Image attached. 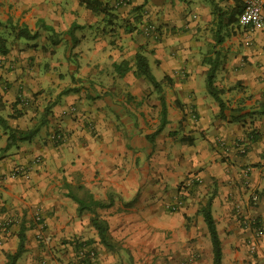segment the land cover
I'll use <instances>...</instances> for the list:
<instances>
[{
    "label": "crops",
    "instance_id": "1",
    "mask_svg": "<svg viewBox=\"0 0 264 264\" xmlns=\"http://www.w3.org/2000/svg\"><path fill=\"white\" fill-rule=\"evenodd\" d=\"M97 1L100 13L80 0H0V264L16 252L20 233L15 264H81L83 246L95 251V264H212L199 213L210 198L221 264L264 262V233L256 254L247 245L245 222L258 213L264 220V207L247 205L244 174L247 164L260 163L247 185L264 181V32L230 47L233 60L218 58L220 116L206 89L205 29L226 6L238 17L237 1ZM146 24L156 28L153 36L143 32ZM22 30L35 38L20 37ZM220 47L213 51L223 56ZM136 53L153 75L159 71L167 107L168 124L154 137L159 94L135 75ZM122 62L131 69L120 76L114 65ZM10 129L35 133L8 147ZM250 131L256 136L248 138ZM54 133L63 141L51 139ZM238 139L253 148L242 158ZM19 166L31 169L10 179ZM69 192L107 205L96 213L112 247L100 244L92 214L78 213ZM35 216L44 227L40 239Z\"/></svg>",
    "mask_w": 264,
    "mask_h": 264
},
{
    "label": "trees",
    "instance_id": "2",
    "mask_svg": "<svg viewBox=\"0 0 264 264\" xmlns=\"http://www.w3.org/2000/svg\"><path fill=\"white\" fill-rule=\"evenodd\" d=\"M80 3L84 5L87 9L91 10L92 12L95 13H100L104 10V6L102 3H100L97 0H80ZM218 11V9H217ZM219 12V11H218ZM240 13V10H239ZM238 13V14H239ZM219 20L221 22L222 18V13H219ZM227 25H238V19L237 16L234 15L233 12L229 13L227 15ZM46 30L51 31V28H46ZM20 37H25L29 39L35 38V35H30L28 32L25 30H22L18 34ZM220 42V41H218ZM204 64L208 65V70L206 74V89L208 94L214 99L216 104L219 107L220 111V116H223V112L225 109V104L223 100L221 99V91L216 88L214 85V78H215V73L218 68V60L217 57L215 58H204L203 60ZM135 67V75L137 77H142L146 81L150 83V85L153 87V89L159 94V100H160V111H159V124L154 132V136L159 134L168 124L167 120V107L166 103L164 100V96L162 95L163 89L161 86V82H158L154 75L152 74V71L149 67L148 61L143 56L141 53H136L134 57V65ZM114 69L116 72L121 76L125 74L128 70L131 69V67L126 63L122 62L120 64L114 65ZM165 80V78L163 79ZM262 112L264 113V105L262 106ZM5 121L0 118V124H4ZM9 142L7 146H11L12 140H17V141H25L30 139L34 135V131L31 132H23L15 129H10L9 130ZM67 197L70 198L72 201H74L78 208L77 211L78 213H82L84 211H87L92 214V226L96 230L97 235L99 237L100 244L103 247H112V243L110 242V237L108 234V225L107 223L102 220L99 215L96 213V209H103L106 208L107 205L103 204L101 202H98L93 199L91 195H85L84 199L76 197L72 192H69L67 194ZM200 215L203 218V221L206 225V229L210 238V243H211V252H212V264H221L222 261V246H221V241L218 237V233L216 230V224L214 221V218L211 214V198L206 201L204 205L201 206L199 210ZM20 242L18 244L17 250L14 254L8 255L7 262L5 264H15L17 259L20 257V255L23 252V237L22 234L20 233L19 235ZM85 264V263H84Z\"/></svg>",
    "mask_w": 264,
    "mask_h": 264
},
{
    "label": "rangeland",
    "instance_id": "3",
    "mask_svg": "<svg viewBox=\"0 0 264 264\" xmlns=\"http://www.w3.org/2000/svg\"><path fill=\"white\" fill-rule=\"evenodd\" d=\"M224 8H225V14H222L221 22L220 21L218 22V20H219L218 17H214V19H212V22H210L209 25L205 29V31H207V35L205 38V41L207 42L206 53L204 54L205 58H213V55L215 54L217 57V60H218V58L219 59L221 58L223 60L224 59L233 60L234 56H231L232 53L230 54V52H229L230 47H233L235 49V48H237L238 45L241 47L242 44H244L246 46V45H249L250 43H252L251 37L249 40H246V38L244 37L245 39L243 38V41H242L238 37V35L239 34L244 35L243 32L241 30H239L238 28L235 29V27H233V25H231V26H230V24L227 25V23H226L227 22V16H223V15H228L229 12L232 10L231 9L232 7L226 6ZM191 11L192 10L189 9V12H191ZM218 41H220V42H218ZM220 45H221V47H220ZM222 45L226 46L225 48H227V52L223 56H222L223 53L221 51H218V53H215L213 51L215 49L214 47L217 46V47L222 48ZM219 53H220V56L218 55ZM227 55H229V56H227ZM242 58L246 59V56L243 55ZM154 75L158 79L159 78V71L154 69ZM148 85L151 87L150 83ZM247 133H249L248 138H250L251 136L252 137L256 136L254 131H250ZM173 134L176 135L177 132H173ZM234 145L236 148L235 154L237 156H240L241 158L248 155V152L252 151V149H253L252 147H250L248 149V146L243 145V141L241 139L236 140ZM153 159L154 158L152 157L147 162V171L148 172L154 170L153 163H152ZM262 166H264V165H262ZM259 167H260V163H252V164L250 163L244 167L245 168V171H244L245 179L248 180V183H249L250 169H252V168L258 169ZM260 179H262V177ZM248 183H245L247 190H249L247 205L251 208H258L260 205H263L262 207H264V181L263 180L259 181V183H260L259 185H261V186L257 187V189H255V187L252 185H247ZM186 184L187 183H185V181L181 182L178 185V189L182 192H185L186 189L188 188V185H186ZM182 198L183 197L181 196V200H182ZM174 205H175V203H174ZM170 206L171 205H169L168 209L172 210V208ZM175 206L179 207V204L177 203ZM176 210H178V209H176ZM263 212H264V209H263ZM258 214L259 215H256L255 217H252L251 219H248L247 222H245V224H247V226L249 228V237L250 238L248 239L247 245L249 246L250 254H256V252H257L256 251L257 250V240H258L257 238L261 237L262 233H264V225H263L264 220H262V215L260 213H258ZM262 260L263 259H260L259 264H264V262Z\"/></svg>",
    "mask_w": 264,
    "mask_h": 264
},
{
    "label": "built area",
    "instance_id": "4",
    "mask_svg": "<svg viewBox=\"0 0 264 264\" xmlns=\"http://www.w3.org/2000/svg\"><path fill=\"white\" fill-rule=\"evenodd\" d=\"M129 0H118V4L125 5ZM240 4V13L238 14V26L244 34L246 40H249L254 32H264V0H235ZM143 32L148 36H153L156 33V28L152 24H146L143 28ZM51 139L56 141H63L62 134L54 133ZM222 146H225L220 141ZM40 163V158L34 159V164ZM30 167H15L8 175L10 179H14L18 176H26L30 171ZM188 185V184H186ZM176 209V206L173 207ZM11 223L10 219L5 220V226ZM34 223L37 226V236L40 239L42 237V231L44 229L43 224L39 216H35ZM78 259L81 264H95L96 253L93 249L83 246L78 251Z\"/></svg>",
    "mask_w": 264,
    "mask_h": 264
}]
</instances>
